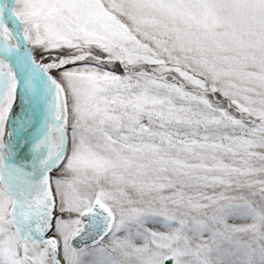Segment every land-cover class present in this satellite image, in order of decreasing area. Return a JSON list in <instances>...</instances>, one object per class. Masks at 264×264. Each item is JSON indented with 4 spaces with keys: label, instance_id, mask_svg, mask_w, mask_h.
<instances>
[{
    "label": "snow or ice",
    "instance_id": "1",
    "mask_svg": "<svg viewBox=\"0 0 264 264\" xmlns=\"http://www.w3.org/2000/svg\"><path fill=\"white\" fill-rule=\"evenodd\" d=\"M0 264H264V0H0Z\"/></svg>",
    "mask_w": 264,
    "mask_h": 264
}]
</instances>
